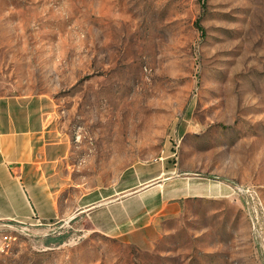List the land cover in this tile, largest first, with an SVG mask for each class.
<instances>
[{
  "label": "rangeland",
  "instance_id": "obj_1",
  "mask_svg": "<svg viewBox=\"0 0 264 264\" xmlns=\"http://www.w3.org/2000/svg\"><path fill=\"white\" fill-rule=\"evenodd\" d=\"M14 98L66 141L90 199L161 162L229 192L183 199L147 247L84 213L0 224V264H264V0H0V101Z\"/></svg>",
  "mask_w": 264,
  "mask_h": 264
},
{
  "label": "crops",
  "instance_id": "obj_2",
  "mask_svg": "<svg viewBox=\"0 0 264 264\" xmlns=\"http://www.w3.org/2000/svg\"><path fill=\"white\" fill-rule=\"evenodd\" d=\"M54 131L33 110L30 100L0 101V224L48 226L84 213L100 234L147 247L160 235L162 221L178 211L183 199L223 198L229 192L225 185L211 182L200 186L174 171L165 175L168 171L161 162L133 170L135 175L147 176L144 186L114 190L109 196L98 193L90 199L88 190L74 184L67 143ZM138 199H145L139 208Z\"/></svg>",
  "mask_w": 264,
  "mask_h": 264
},
{
  "label": "built area",
  "instance_id": "obj_3",
  "mask_svg": "<svg viewBox=\"0 0 264 264\" xmlns=\"http://www.w3.org/2000/svg\"><path fill=\"white\" fill-rule=\"evenodd\" d=\"M238 192L242 191L239 188H236ZM245 192H249V189H245ZM252 237L256 241V243L259 245V247L264 251V227L258 226V229H252Z\"/></svg>",
  "mask_w": 264,
  "mask_h": 264
}]
</instances>
